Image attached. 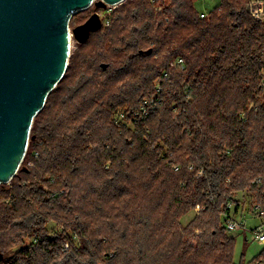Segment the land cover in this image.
<instances>
[{
	"label": "trees",
	"instance_id": "1",
	"mask_svg": "<svg viewBox=\"0 0 264 264\" xmlns=\"http://www.w3.org/2000/svg\"><path fill=\"white\" fill-rule=\"evenodd\" d=\"M255 1L125 0L78 43L0 186V264H246L222 219L264 199Z\"/></svg>",
	"mask_w": 264,
	"mask_h": 264
},
{
	"label": "water",
	"instance_id": "2",
	"mask_svg": "<svg viewBox=\"0 0 264 264\" xmlns=\"http://www.w3.org/2000/svg\"><path fill=\"white\" fill-rule=\"evenodd\" d=\"M123 1L0 0V186L21 168L34 120L66 74L72 35L85 43L103 26L98 10ZM93 4L95 12L71 30L73 15Z\"/></svg>",
	"mask_w": 264,
	"mask_h": 264
},
{
	"label": "rangeland",
	"instance_id": "3",
	"mask_svg": "<svg viewBox=\"0 0 264 264\" xmlns=\"http://www.w3.org/2000/svg\"><path fill=\"white\" fill-rule=\"evenodd\" d=\"M219 2H220V0H196L195 5L199 10L208 11V10H211L212 8L216 7L219 4ZM118 5L108 6V8H106V9L100 8L98 10V12L100 13L102 20H103L102 29H103V27H106L107 25H109V21L112 18L111 14H112L114 8L117 7ZM94 12H95V5L93 4L91 7L75 13L73 15V17L71 18L70 29L72 30L77 25L84 23L90 17V15L93 14ZM97 32H95V33H97ZM94 34H92V36ZM71 35H72V33H71ZM79 44H82V43H79ZM77 50H78V42L76 41V39L72 35L71 55L74 54ZM262 74H263L262 85L264 86V67L262 70ZM122 109H118L114 113V118L115 117L118 118V121L121 120V117H123L122 116V113H123ZM126 123H127L128 127H133V124L130 122V120H127ZM201 174H202V172L200 171L198 173V175H201ZM9 183H5L4 185H8ZM249 194H251V190H249L248 188H246L243 191H233L234 197L238 200L239 199L243 200L244 197L245 196L247 197ZM2 200L3 199L0 198V201H2ZM242 200H239L240 202L238 201V203H237L238 206L232 205L231 208H232V213L236 217L237 220H239L241 222L246 221V226H245L246 230H242L241 227L237 228L235 230H228L226 225H225V218H223L222 221L224 223V226L227 229L228 235L231 237H234L236 239L235 255H234L235 262H240L242 259L244 263L249 264V263L253 262L255 260V258L258 257L263 252L264 244H261L258 241L253 239V236L255 235L254 229L256 226L261 225V222L259 221V219L251 216V213L248 212L249 207L246 203H245L246 211L242 215V210H241ZM199 210H203V207L197 208V206H196L192 211H190L189 213H187L183 217L182 222L186 225L194 216L199 215V213H200ZM242 217H243V219H242ZM49 228L51 230L54 227H53V225H49Z\"/></svg>",
	"mask_w": 264,
	"mask_h": 264
},
{
	"label": "built area",
	"instance_id": "4",
	"mask_svg": "<svg viewBox=\"0 0 264 264\" xmlns=\"http://www.w3.org/2000/svg\"><path fill=\"white\" fill-rule=\"evenodd\" d=\"M251 8L255 16L259 17L264 15V3H261L260 1H255L252 3ZM207 15H208V11H202L200 14L201 17H206ZM178 62L182 63V59H179ZM251 198H252V193L249 194L247 197L245 196L244 199L242 200V206H241L242 215L246 211L245 203L247 204V202H249ZM252 201H250L252 204L248 212L251 213V216L259 219V221L261 222V225L256 226L254 229L255 235L253 236V239L261 244H264V199L263 201H256V200H252ZM232 205L233 204H230L229 206L232 207ZM197 208L200 207L197 206ZM224 218H225V225L228 230H235L240 227L242 228V230H246L245 229L246 221L241 222L237 220L232 213V208L231 210L225 212Z\"/></svg>",
	"mask_w": 264,
	"mask_h": 264
}]
</instances>
